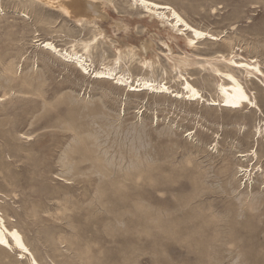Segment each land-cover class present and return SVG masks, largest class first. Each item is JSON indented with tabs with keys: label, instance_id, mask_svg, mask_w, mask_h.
I'll list each match as a JSON object with an SVG mask.
<instances>
[{
	"label": "rangeland",
	"instance_id": "obj_1",
	"mask_svg": "<svg viewBox=\"0 0 264 264\" xmlns=\"http://www.w3.org/2000/svg\"><path fill=\"white\" fill-rule=\"evenodd\" d=\"M153 1L216 42L189 49L117 0L103 21L0 0V214L38 264H264V0ZM41 42L90 44L93 69L168 93L93 79ZM216 70H233L253 105L220 107ZM186 82L201 99L176 96ZM0 264L29 263L0 249Z\"/></svg>",
	"mask_w": 264,
	"mask_h": 264
},
{
	"label": "bare ground",
	"instance_id": "obj_2",
	"mask_svg": "<svg viewBox=\"0 0 264 264\" xmlns=\"http://www.w3.org/2000/svg\"><path fill=\"white\" fill-rule=\"evenodd\" d=\"M40 1L44 2L45 4L53 8H59L68 15L70 14L75 15L76 20L80 19V17H89V19L95 18L98 19L99 21H103L107 19L103 11L104 5L105 4L113 5L112 3L114 0H40ZM117 1L127 5L129 9H134L137 13L140 12L139 15H145L150 19L156 18L163 27L165 25L168 26V28L176 32L177 36L178 35L182 36L181 38L185 40V45L189 49L194 48L195 45L201 44V42L204 41L216 42L215 36L210 35L206 31H202L198 28L193 27L175 9H173L167 4L158 3L153 0H117ZM187 33H189V36H187ZM41 45H43L42 47L44 49L62 58L66 62L74 63L77 67H79L80 70H82V72H84L85 74H90L93 77V79L101 80V81L112 80L117 85L127 87L131 89V91L133 92L149 90L153 93L161 94L169 90L168 88L165 87V85L158 84L155 80H148L145 78H141L138 81H134L137 83V86H135L134 89V85L136 83L129 84L130 78H127L125 75H123L120 72L119 74H116L115 69L112 67L104 66L102 69H98V70L93 69V67H91V65H89L87 61V59L89 58L88 52L90 51V49H92L90 44H84L85 54H79L78 52L75 51V49H72L70 51L65 49H58L52 42H41L40 46ZM149 51H150V43L145 42L140 47V49H138L135 52V54L141 53V55H146ZM130 52L132 53L133 51L130 49ZM234 58L235 57L233 56L232 58L228 59V61L235 68L243 69L245 75L250 76L254 72L263 75L259 65H257L256 62L254 63L236 62ZM118 59H120V57ZM155 59L157 60L158 57H155ZM156 60L153 61L152 59L150 60L142 59L141 64L143 67L153 69V66L157 65ZM190 64L187 59H175L172 63V69H178V70L183 69L189 66ZM216 72L221 74V76L223 77L222 82L217 86L219 98H220V101H218L220 107H223L224 109L227 110H240L245 105L246 106L253 105V102L251 101L252 99H250L249 96L247 95L244 86L241 84L239 79L236 78L233 70L227 71L225 73H222L217 70ZM183 91H185V93L182 92L181 94L180 93L176 94V96L177 95L184 96L185 97V98L183 97L184 99L191 102L202 98L199 90H197L193 85H191L188 82L184 83ZM216 102L217 101L212 100L211 103H213L212 105L214 106ZM261 133H264V130L259 131L260 135ZM255 135H256V131H255ZM252 155L254 156V158L258 159L255 152L252 153ZM244 173H247V171H245ZM0 249L17 252L18 255H20L21 259L26 260L29 264H38L35 257L29 250L22 234L15 228L12 227L9 228L6 225V222L1 214H0Z\"/></svg>",
	"mask_w": 264,
	"mask_h": 264
}]
</instances>
